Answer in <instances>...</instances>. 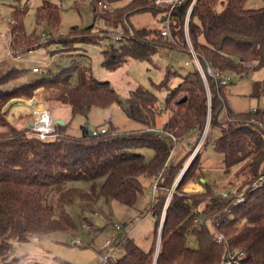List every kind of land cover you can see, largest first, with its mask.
<instances>
[{"label":"trees","instance_id":"1","mask_svg":"<svg viewBox=\"0 0 264 264\" xmlns=\"http://www.w3.org/2000/svg\"><path fill=\"white\" fill-rule=\"evenodd\" d=\"M107 1L113 7L103 9L100 17L111 28L121 25L127 29L126 23L137 13L161 14L158 27L132 28L131 36L120 39L119 45L107 44L102 52V66L107 70H116L130 61H148L161 47L191 55V69L167 97L166 136L154 130L119 133L114 128L93 136L88 126L83 127L82 135L75 136L68 132L67 123H55L54 136L42 140L30 125L14 124L7 119L3 109L10 100L31 99L36 91L44 89L49 105L52 102L67 105L73 117H88L94 107L108 109L118 103L130 119L149 126L154 124L157 114L156 96L138 87L125 104L110 82L97 79L88 66H80L75 58L57 74L49 73L15 85L9 84L24 76L26 70L17 66L6 72L0 70V264L25 259L14 255L15 241H28L35 235L76 233L78 227L69 212L75 201L113 198L133 206L144 192L141 178L154 175L158 178L154 188L158 195L151 207L156 219L154 246L144 251L133 238L123 237L117 246L121 254L109 257L106 264H219L224 248L214 242L211 231L214 228L226 237L231 249L245 251L243 264H264V188L251 190L244 203L234 205L232 199L216 194L206 183L205 191L185 192L190 180L201 178V151L180 179L185 164H166L173 150L168 141L170 135L179 139L198 129L201 136L208 118L206 88L185 31L194 0H184L172 11L174 39L162 36L161 21L168 14L167 7L154 4L153 0H132L125 5L123 0ZM98 6L99 1L94 9ZM26 14L27 8H15L10 25V45L18 53L20 50L30 53L48 45L42 43L41 36L27 35L23 24ZM60 14V6L54 0H43L37 23L56 29L61 23ZM95 30L93 25L74 26L66 36L55 37L51 42L58 45L60 52L80 50L79 45L99 44L106 39ZM189 35L201 64H209L215 71L243 76L264 67V7L247 8L246 0H196L189 17ZM32 72L36 73L33 69ZM174 73H166L163 85ZM212 82L213 102L218 101L213 106L210 128L217 127L221 109L215 87L218 85L224 91L228 86ZM182 94L187 99L180 103L177 98ZM29 105L41 106L37 101ZM233 115L236 120L224 126L214 145L223 155L227 171L240 165L242 171H250L251 186L264 172V109ZM143 147L155 151L152 161H146L139 151ZM100 178L104 182L97 189L95 182ZM81 181L92 182L91 190L80 189L77 183ZM89 224L92 228L93 224ZM192 237L197 247L191 245Z\"/></svg>","mask_w":264,"mask_h":264},{"label":"rangeland","instance_id":"2","mask_svg":"<svg viewBox=\"0 0 264 264\" xmlns=\"http://www.w3.org/2000/svg\"><path fill=\"white\" fill-rule=\"evenodd\" d=\"M42 1L0 0V70L6 72L13 66L26 70L24 76L17 78L9 85L30 81L49 73L57 74L63 68L68 67L71 64V59L75 58L80 66H88L97 79L110 82L120 100L125 104L128 103L132 92L138 87L155 94L157 107L155 121L154 124L143 126L130 119L118 103L108 109L94 107L88 117L83 115L73 117L71 108L67 105L61 106L57 102H52L49 105L44 97V89L36 91L31 99L14 98L10 100L3 109L7 119L14 124L32 126L39 113L47 110L54 122L65 121L68 125V132L75 136L82 135L84 126H88L90 133L94 130L100 131L102 128H107L111 132V128H114L119 133L154 130L166 136L164 126L169 118L167 97L171 89L178 86L191 69V55L185 51L161 47L148 61H130L113 71L102 66V52L107 48L109 42L119 45L120 39L131 36L132 28L158 27L161 14L137 13L131 16L129 22L126 23L127 29L121 25L111 28L104 18L100 17L103 9L100 6L96 10L94 9V4L98 1L112 8L113 6L107 0H54L60 6L61 23L58 28L52 29L37 23V12ZM131 1L123 0L122 5L129 4ZM246 7L262 8L264 0H246ZM15 8H27V14L23 20L25 31L28 36H41L42 43L48 44L46 47H41L30 53H24L23 50L18 53L11 48L10 25L13 22ZM91 25L96 29V34L106 37L99 44L87 43L79 45L80 50L72 48L70 51L60 52L58 45L51 42L55 37L66 36L74 26L84 28ZM44 32L46 35L42 36ZM201 40L204 41L203 37ZM193 60L196 63V58L193 57ZM198 61L202 68H199L197 63L196 65L200 70L208 96L207 125V123L211 124L213 106L218 101L213 102V91H211L212 81H216L208 73L207 64H201L199 57ZM36 67L39 68V72L33 73L32 69ZM168 71L177 73H174L167 84L163 85ZM226 74L229 77L227 89L222 91L218 85L215 87V96L219 99L221 109L219 108L217 127L210 128L207 139L200 150L201 178L190 180L185 186V192L205 191L206 184L218 195L233 189L247 190L250 187L248 185V181L252 179L250 171H242L243 166L241 165L227 171L223 155L216 149L214 142L219 138L224 126H229L236 120L237 117L233 114L248 113L259 108L264 109V67L251 70L243 76H239L235 72H226ZM74 77L76 79L77 74ZM183 99H187L183 94L177 98L179 101ZM32 101L39 102L41 106H30ZM199 135L198 129H192L182 138H176L178 139L176 145L173 139H168L174 151L172 155H169L166 164L175 166L180 162L185 164L179 179L190 166L191 160L189 158L187 161L186 158L196 146ZM139 151L144 155L146 161H152L155 156V151L150 147H143ZM157 180L156 175L141 178L144 192L133 206L113 198L109 200L101 198L94 202L75 201L69 207V212L78 231L76 233L60 232L43 236L35 235L28 241H15L13 243L14 255L25 259L17 260V263L14 264H105L108 256L113 255L116 258L121 254V251L116 247L123 237L133 238L144 251H149L157 238L156 219L151 213L154 197L158 195V191L154 190ZM103 182L104 178L96 180L95 187L100 189ZM177 184L178 181L171 191L174 192ZM77 186L82 190L90 191L93 183L81 181L77 183ZM89 222L93 224L92 228ZM99 223L101 224L99 225ZM162 224L161 221V228ZM117 225L122 226V229H117ZM159 231L161 233V229H158ZM211 231L212 234L218 232L215 228ZM108 240L112 242L110 248L105 246ZM78 241L80 243H77ZM190 241L193 247H197L195 238L192 237ZM158 242L160 243V236L157 244Z\"/></svg>","mask_w":264,"mask_h":264},{"label":"built area","instance_id":"3","mask_svg":"<svg viewBox=\"0 0 264 264\" xmlns=\"http://www.w3.org/2000/svg\"><path fill=\"white\" fill-rule=\"evenodd\" d=\"M154 3L158 6H163V7H167L168 10V14L167 16H165L162 21H161V26H162V36L164 38L167 39H174L173 34H172V11L174 10V8L177 5H181L184 0H153ZM196 2V0L193 1V4L191 6L189 15H188V19L186 21V25H185V31H186V37H187V42L189 44L190 47V51L193 55L194 58H196V63L197 65H199V68H202V66H200V63L198 61V56L196 54V52L194 51L193 45L191 43V39L189 37V17H190V13L192 11V8L194 6V3ZM99 6L102 9H108V5L102 3L101 1H99ZM207 71L209 74H211V76H213L216 80V82L220 85H228L229 83V77L227 76L226 72H219V71H215L213 70V68L207 64ZM34 72H39V68H33ZM47 111V110H46ZM48 113V114H46ZM46 113H43L42 111L39 113L38 118L35 120V124L31 126L32 130L34 131V133L42 140H46L49 139L51 137L54 136L55 131H56V127H55V122L53 121V118L51 117L50 113L47 111ZM262 128L264 129V125H262ZM210 130V123H207L200 140L197 142L193 154L190 158L191 162L194 158L195 155L198 154V152L202 149L208 133ZM108 132L107 128H102L100 131L98 130H94L92 132L93 136H99L101 134H105ZM171 139L174 140V144L176 145L177 139L174 135H170ZM174 149L171 152V155L173 153ZM190 162V163H191ZM189 163V165H190ZM188 168V167H187ZM157 186H155L156 189ZM264 188V172L261 174V176L256 180L255 183H253L247 190H241V189H233L230 191H226L223 194H221V196L225 199H232L234 202V205H239L242 204L246 201L248 193L253 190V189H262ZM168 201L166 202V207L165 210L167 208L168 205ZM165 213L163 215V218H165ZM210 227V226H209ZM117 229H122V226L117 225L116 226ZM211 228V227H210ZM212 238L214 240V242L220 246H222L224 248V253L222 256L221 261L219 262V264H243L244 258L246 257V253L245 251L241 250V249H231L228 246V241L226 239V237L220 233V232H215L212 234ZM77 243H80L79 241ZM111 240H108L107 243L105 244L106 247L110 248L111 247ZM159 247L157 249V256H158V252H159ZM116 249H118L116 247ZM113 255H110L106 258V261L108 260L109 257H112ZM105 261V264H106Z\"/></svg>","mask_w":264,"mask_h":264},{"label":"water","instance_id":"4","mask_svg":"<svg viewBox=\"0 0 264 264\" xmlns=\"http://www.w3.org/2000/svg\"><path fill=\"white\" fill-rule=\"evenodd\" d=\"M184 101H185V99L181 100L180 103H182V102H184ZM55 123H58V124H62V125H63V124H65V121H63V120H57ZM172 192H173V190H172ZM170 199H171V194L169 195L167 201L169 202ZM100 224H101V223H99V225H100Z\"/></svg>","mask_w":264,"mask_h":264},{"label":"crops","instance_id":"5","mask_svg":"<svg viewBox=\"0 0 264 264\" xmlns=\"http://www.w3.org/2000/svg\"><path fill=\"white\" fill-rule=\"evenodd\" d=\"M200 138H201V136L199 135L198 141L200 140ZM198 141H197V142H198ZM200 192H201V191H200ZM117 248H118V247H117ZM118 250H119V249H118Z\"/></svg>","mask_w":264,"mask_h":264},{"label":"bare ground","instance_id":"6","mask_svg":"<svg viewBox=\"0 0 264 264\" xmlns=\"http://www.w3.org/2000/svg\"><path fill=\"white\" fill-rule=\"evenodd\" d=\"M47 111H45V112H43V113H46ZM37 114V113H36ZM46 114H48V113H46Z\"/></svg>","mask_w":264,"mask_h":264}]
</instances>
